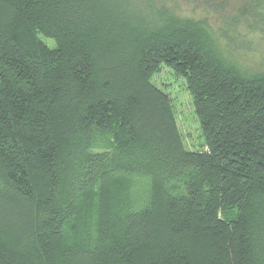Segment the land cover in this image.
Returning a JSON list of instances; mask_svg holds the SVG:
<instances>
[{"label":"trees","instance_id":"trees-1","mask_svg":"<svg viewBox=\"0 0 264 264\" xmlns=\"http://www.w3.org/2000/svg\"><path fill=\"white\" fill-rule=\"evenodd\" d=\"M147 17L130 0H0V264H264V75L195 24ZM162 66L191 95L196 149L152 81Z\"/></svg>","mask_w":264,"mask_h":264},{"label":"rangeland","instance_id":"rangeland-1","mask_svg":"<svg viewBox=\"0 0 264 264\" xmlns=\"http://www.w3.org/2000/svg\"><path fill=\"white\" fill-rule=\"evenodd\" d=\"M147 15L150 24L182 21L201 28L228 63L248 76L264 75V0H130ZM152 81L169 97L176 123L185 145H200L197 116L184 79L168 67H160ZM115 141L113 133H100V148ZM149 187L147 177H136L131 183L130 198L143 202Z\"/></svg>","mask_w":264,"mask_h":264}]
</instances>
